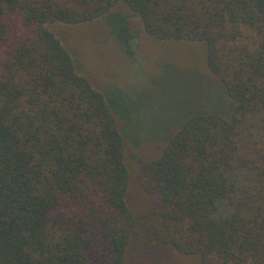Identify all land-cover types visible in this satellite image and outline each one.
Masks as SVG:
<instances>
[{
    "label": "trees",
    "instance_id": "1",
    "mask_svg": "<svg viewBox=\"0 0 264 264\" xmlns=\"http://www.w3.org/2000/svg\"><path fill=\"white\" fill-rule=\"evenodd\" d=\"M116 6L200 49L135 126L49 28ZM146 261L264 264V0H0V264Z\"/></svg>",
    "mask_w": 264,
    "mask_h": 264
},
{
    "label": "rangeland",
    "instance_id": "2",
    "mask_svg": "<svg viewBox=\"0 0 264 264\" xmlns=\"http://www.w3.org/2000/svg\"><path fill=\"white\" fill-rule=\"evenodd\" d=\"M121 7H115L122 11H118L121 16L116 19V25L124 27V33H119V26L114 27L109 17L79 24L53 23L49 28L70 53L78 73L87 76L96 88L104 91L109 107L118 115L119 126L124 120L128 126H135L133 118L146 109L144 101L150 102L156 89L164 88L163 83L179 79L186 66L194 69L192 58L200 55V49L195 44L152 39L138 19ZM124 34H127L125 39ZM167 65L175 66L180 72L169 71ZM144 93L147 95L142 100ZM165 100H170L165 102L166 111L175 110L174 104H170L173 100ZM148 133L152 134L145 127L140 132L142 147H135L141 155L154 153L160 146L155 138L145 139ZM134 153L133 148L132 158H127L131 176L137 171L139 159ZM146 262L149 264L150 261Z\"/></svg>",
    "mask_w": 264,
    "mask_h": 264
}]
</instances>
